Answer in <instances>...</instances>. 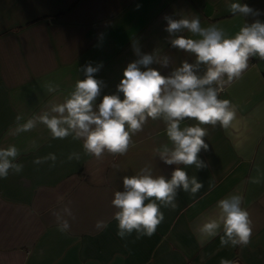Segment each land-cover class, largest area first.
Instances as JSON below:
<instances>
[{
	"label": "crops",
	"instance_id": "1",
	"mask_svg": "<svg viewBox=\"0 0 264 264\" xmlns=\"http://www.w3.org/2000/svg\"><path fill=\"white\" fill-rule=\"evenodd\" d=\"M231 2L237 0H0V147L15 145L21 153L15 162L24 165L21 173L0 179V264H220L221 258L264 264V60L259 57L250 59L239 79L228 83L225 77L218 98L238 107L233 126L201 125L208 129L209 148L199 155L208 167L181 166L204 187L195 195L181 190L175 209L161 207L164 220L151 237L136 240L133 233L121 239L112 200L123 191V177L146 164L171 177L177 166L155 155L163 145L171 147L162 120L149 118L125 155L106 152L101 159L85 154L83 140L53 139L43 124L14 134L18 114L26 121L50 103L63 102L85 78L79 70L89 62L103 61L95 75L106 86L97 103L115 93L128 63L138 59L134 43L142 53L158 49L170 57L162 74L185 60L194 62L193 54L171 47L165 15L196 14L202 27L217 24L228 36L246 22L264 21V0H238L261 10L259 17L247 18L233 15ZM48 82L59 86L57 92L46 91ZM196 124L186 119L181 127ZM49 153L57 156L55 166L51 160L33 163ZM71 153L80 159L68 160ZM258 175L261 183H250ZM233 193L244 196L254 221L247 247H222V230L214 238L200 232L218 214V201ZM64 205L76 216L68 233L57 230L53 216ZM98 221L106 226L97 227Z\"/></svg>",
	"mask_w": 264,
	"mask_h": 264
},
{
	"label": "clouds",
	"instance_id": "2",
	"mask_svg": "<svg viewBox=\"0 0 264 264\" xmlns=\"http://www.w3.org/2000/svg\"><path fill=\"white\" fill-rule=\"evenodd\" d=\"M228 8L233 15L245 18L262 14L261 10L238 0L231 2ZM164 19L171 47L193 54L194 62L185 60L181 66L162 74L160 69L169 67L170 57L160 56L158 49L142 53L134 43L133 51L138 59L128 63L116 92L104 95L99 103L97 100L106 85L95 74L102 69L103 61L82 66L79 71L85 78L76 81L63 102L50 103L26 121L21 114L15 117L14 134L31 131L43 124L53 139L72 136L74 140H83L85 154L96 159H101L106 152L125 155L133 144V136L143 131L149 118L164 122L171 147L165 144L156 150L155 155L165 164L177 167L170 178L157 174L149 164L133 175L123 177V191L115 192L112 205L117 210L113 217L118 222L117 235L124 240L133 233L136 240L151 237L164 220L161 207L175 209L181 190L195 195L204 187L202 181L196 176L190 177L181 166L208 167L199 155L209 148L205 140L208 129L201 125L219 124L227 130L237 118L238 107L229 99L218 98L225 77L231 83L248 69L250 59L259 57L264 60V21L260 19L246 22L234 36H228L217 24L202 27L200 16L196 14H181L178 19L165 15ZM186 32L191 33V37L185 36ZM153 65H159V68ZM43 87L48 93H55L59 88L51 82ZM186 119L195 120L197 124L182 128ZM20 154L15 145L0 147V179H6L10 172L19 174L23 171L24 165L15 162ZM72 159L79 160L80 154H69L68 160ZM48 160L55 166L57 156L49 153L33 163ZM250 183H261V175L251 178ZM58 200L62 201L63 197ZM243 205L244 196L240 193L219 200L218 214L205 222L200 232L214 238L222 230V247H247L254 221L251 212ZM53 216L61 233H68L70 220L76 219L69 205L54 211ZM100 226H106L105 222L98 221L97 227ZM220 264H236V261L221 258Z\"/></svg>",
	"mask_w": 264,
	"mask_h": 264
}]
</instances>
